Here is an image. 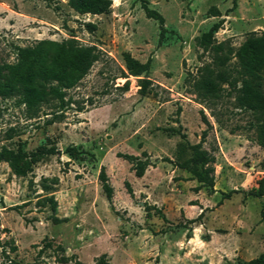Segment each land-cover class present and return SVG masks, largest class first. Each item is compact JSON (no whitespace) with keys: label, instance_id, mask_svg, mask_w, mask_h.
Returning a JSON list of instances; mask_svg holds the SVG:
<instances>
[{"label":"rangeland","instance_id":"rangeland-1","mask_svg":"<svg viewBox=\"0 0 264 264\" xmlns=\"http://www.w3.org/2000/svg\"><path fill=\"white\" fill-rule=\"evenodd\" d=\"M147 1L164 17L161 39L158 22L146 17L139 0H111L101 14H80L68 0H0V65L16 61L18 46L41 39L74 38L101 52L65 89L68 105L54 107L51 100L27 107L17 97L0 96V147L20 145L28 156L58 150L42 154L26 176L0 161V264H74L59 262L61 255L85 264H235L264 250V196L249 193L264 175V149L250 138V114L227 90L208 102L191 86L201 67L216 66V55L228 53L226 68L236 65L234 52L246 35L264 30V0ZM220 20L214 37L223 50L198 47L195 37ZM124 51L151 59L147 95L138 93L136 77L122 76ZM1 78H9L7 70ZM202 112L211 125L202 146L215 156L211 193L195 191L198 181L172 163L185 143L200 141L207 127ZM179 125L186 141L170 130ZM67 147L76 149L73 157ZM142 151L153 164L138 177L117 153L144 158ZM101 166L113 187L111 202L97 178ZM50 195L55 211L44 201ZM201 210L195 222L186 221ZM53 215L65 220L55 223Z\"/></svg>","mask_w":264,"mask_h":264},{"label":"trees","instance_id":"trees-1","mask_svg":"<svg viewBox=\"0 0 264 264\" xmlns=\"http://www.w3.org/2000/svg\"><path fill=\"white\" fill-rule=\"evenodd\" d=\"M146 17L152 18L158 22L159 38L161 39L165 32L163 15L156 9L149 6L147 0H139ZM69 6L80 14H101L109 11L111 0H68ZM222 20L217 21L211 27L195 37V44L206 50L212 48L215 51L223 50V43H216L214 33L221 27ZM88 26L93 25L88 23ZM230 52V51H229ZM101 52L95 45H82L74 38H68L61 41L37 40L32 45L18 46L16 52V61L14 63H5L0 65V96L17 97L19 101L27 107H35L40 104H48L55 100L61 107L69 104L70 97L65 99L67 88L75 85L79 79L88 72L92 64L100 58ZM236 65L226 68V63L230 60L228 53L216 55L214 64L204 65L198 70L197 75L193 76L191 86L193 93L201 101L214 102L218 99L223 90H227L229 95L234 96L235 106L248 111L250 119L248 128L253 130L254 136L250 137L264 149V30L258 32H249L242 43L234 52ZM125 71H122L123 77L129 75L136 77L138 93L147 95L151 91L152 81L147 77L150 70L151 59L145 62L135 58L129 51L122 53ZM225 66V67H224ZM7 70L9 78L3 80L2 70ZM222 84H227L223 87ZM123 90L129 88V82L126 80L121 87ZM227 88V89H226ZM82 110V107H78ZM178 110H180L178 108ZM202 120L207 125L201 133L200 141L197 143H185L178 155L177 161H170L175 166L183 168L190 173V178L198 181L194 187L195 191L205 188L208 193L214 189V162L215 156L203 148L202 142L205 140L208 128L211 126L205 114L202 112ZM54 118L48 119L47 123L54 122ZM216 121L219 119L216 117ZM175 131L186 141V134L179 125ZM184 150V151H183ZM58 150L55 147L43 149L42 153L33 152L29 156L25 154L22 147L18 145L17 149H11L4 145L0 147V161L8 164L12 174L16 176H26L31 170L32 165L42 156V154H54ZM189 152L185 156V152ZM69 156H74L76 149L73 147L65 148ZM144 158L129 153L118 152L117 156L132 162V169L136 176L141 177L145 169L153 163L145 151H142ZM185 156V157H183ZM98 180L106 199L111 202L113 197V187L109 182L104 166H101L98 173ZM125 187L130 196H133L132 188L129 182H125ZM250 194L264 196V175L258 179L257 186L252 187ZM50 203V208L55 211L57 202L52 195L45 197L44 201ZM194 204V203H191ZM148 206V205H145ZM155 211L163 220H166L164 213L155 205ZM147 208V207H146ZM203 210L196 218L186 219L191 224L201 217ZM261 219L264 221V205L261 209ZM146 216L151 213L146 209ZM52 220L57 223L64 221L63 218L52 216ZM5 231L0 226V232ZM50 242L46 246H50ZM0 247L3 243L0 239ZM12 251L16 250V245L9 247ZM57 248L63 251L61 245ZM74 259V264H85L75 255H61L59 262H68ZM100 262H104L99 259ZM235 264H264V250L254 258L247 261H237Z\"/></svg>","mask_w":264,"mask_h":264}]
</instances>
